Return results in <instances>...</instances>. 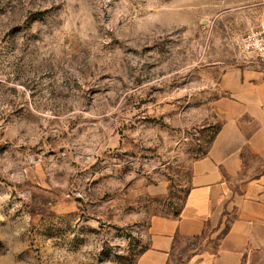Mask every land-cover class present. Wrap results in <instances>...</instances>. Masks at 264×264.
<instances>
[{"label":"rangeland","instance_id":"obj_1","mask_svg":"<svg viewBox=\"0 0 264 264\" xmlns=\"http://www.w3.org/2000/svg\"><path fill=\"white\" fill-rule=\"evenodd\" d=\"M260 0H0V264H135L221 126Z\"/></svg>","mask_w":264,"mask_h":264},{"label":"crops","instance_id":"obj_2","mask_svg":"<svg viewBox=\"0 0 264 264\" xmlns=\"http://www.w3.org/2000/svg\"><path fill=\"white\" fill-rule=\"evenodd\" d=\"M222 85L221 126L183 207L148 219L135 264H264V70H228Z\"/></svg>","mask_w":264,"mask_h":264},{"label":"built area","instance_id":"obj_3","mask_svg":"<svg viewBox=\"0 0 264 264\" xmlns=\"http://www.w3.org/2000/svg\"><path fill=\"white\" fill-rule=\"evenodd\" d=\"M240 49L246 59L264 67V21L244 37Z\"/></svg>","mask_w":264,"mask_h":264}]
</instances>
